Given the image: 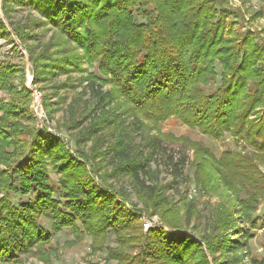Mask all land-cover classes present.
<instances>
[{"label":"trees","instance_id":"obj_1","mask_svg":"<svg viewBox=\"0 0 264 264\" xmlns=\"http://www.w3.org/2000/svg\"><path fill=\"white\" fill-rule=\"evenodd\" d=\"M19 9L29 10L23 22L11 17ZM0 10V34L28 54L47 122V88L74 92L58 129L75 147L36 126L23 66L0 68L10 94L0 100V264H24L33 249L47 262L44 246L63 231L89 237L103 264H264V251L248 248L262 226L253 214L264 197V26L236 32L242 14L225 0H1ZM36 30L51 31L48 41ZM171 118L241 150L216 156L199 144L192 162L183 147L175 157L163 143L188 146L161 133ZM190 182L220 198L197 236L186 233L198 216ZM179 183L180 217L166 194ZM154 216L161 225L143 233Z\"/></svg>","mask_w":264,"mask_h":264},{"label":"rangeland","instance_id":"obj_2","mask_svg":"<svg viewBox=\"0 0 264 264\" xmlns=\"http://www.w3.org/2000/svg\"><path fill=\"white\" fill-rule=\"evenodd\" d=\"M228 6L233 10H238L242 14V24L243 26L239 28L238 24L235 26L236 32H244L245 30H250L254 32L255 30H260L264 26V15L261 17H254V14L258 11L264 10V0H225ZM1 5V0H0ZM262 12V11H261ZM29 14V10L27 9H19L16 12L12 13L11 17L13 20L23 22L25 17ZM34 15H38L36 12H33ZM264 14V12H263ZM0 21H3L6 24V20L1 14L0 10ZM35 33L42 34L41 41L47 42L51 31L36 30ZM19 55V56H17ZM11 65H22L24 68L25 74V87L32 93L31 102L29 105L32 116L35 119L36 126L41 128L42 126L46 127V129L52 134L56 135V137H60L63 141L68 144V146L74 150V143L69 139V136L64 132V130L58 129V124H62L65 122V110L66 106L74 96V92L72 90H57L55 96L52 94L54 89L50 90L47 88L46 93L49 95V102H51L52 112V120L49 122L46 121L44 109L41 105V93L31 87V67L28 62V54L23 49L22 45L16 40V38H9L6 33L0 34V68L11 66ZM96 72L95 68H91L90 72ZM221 70L216 68V74L213 82L210 85H218L219 84V76ZM72 77L74 79L77 78V74L73 73ZM54 81H65V77L63 75L55 78ZM54 83V82H53ZM50 86L49 84H47ZM10 94L6 91L0 89V100L7 102L10 99ZM12 95V94H11ZM64 98V101H60V98ZM255 117V116H254ZM251 117L252 119L254 118ZM161 133L165 135V137H172L175 139L183 138L181 141H185L186 146L184 147L182 144L165 142L163 143V148L167 151V153L175 155L177 157L180 152L186 149V153L188 154L190 161L194 160V149H197L196 146L199 144H203L207 147H210L216 156H218L221 152L225 150H241L238 145H236L233 140L226 136L223 142H216L207 137L200 135L196 130H190L187 127L178 123L177 120L171 118L165 123L162 124ZM170 140V139H168ZM190 147V148H189ZM160 165V164H159ZM158 168L160 170L158 179L160 183H167L170 181V176L163 170L162 167H158L157 163L152 164V169ZM162 168V169H161ZM186 175H191L190 169L186 170ZM54 178V174L52 176ZM183 191V184L179 183L174 186L172 190H168L166 194L171 199L172 202L176 203L175 209H178V217L183 215L185 209H182L184 202H178V194ZM134 201V198L131 197ZM187 201H193L197 207L198 216L196 220H194V224L196 225L192 228L191 232L188 231L186 233H190L193 236H197L203 233L206 230V226L211 222V208L218 202H220V198L211 194V196L203 191L202 189L195 186L193 182H190L187 186ZM253 218L256 219L258 224H262L261 227L256 228L254 231V238L249 241L248 248L250 250V255L253 257H260L264 251V197L259 202V205L256 209V212L253 214ZM146 218L141 220L142 232L146 233L151 227L160 226V222L156 216L152 218L150 221V228H144L143 223L146 221ZM48 219L45 224H48ZM148 224L149 222L146 221ZM152 222V223H151ZM154 222V223H153ZM192 226V225H191ZM190 229V228H189ZM177 233V232H175ZM75 236L70 231H63L58 234L53 235L51 242L49 245L44 246V255L47 256L50 260L47 262L40 259V254H34L35 249L26 255L22 256L24 264H103L105 253L98 252L92 253L90 249L91 239L87 236H82L80 240H77ZM107 246L110 248H115L116 244L113 238H110L107 242ZM129 249L126 250V253L129 257H133L137 254V248L135 244H130ZM109 264H116L115 261L110 262Z\"/></svg>","mask_w":264,"mask_h":264},{"label":"built area","instance_id":"obj_3","mask_svg":"<svg viewBox=\"0 0 264 264\" xmlns=\"http://www.w3.org/2000/svg\"><path fill=\"white\" fill-rule=\"evenodd\" d=\"M145 220L148 221L149 224L145 221V222L143 223V227L146 228V229H147V228H150V227L152 226V225H150V221H151L152 219H151L150 221H149L148 219H145ZM151 223H152V222H151ZM153 223H154V222H153Z\"/></svg>","mask_w":264,"mask_h":264}]
</instances>
